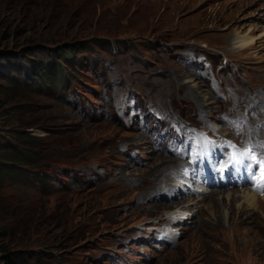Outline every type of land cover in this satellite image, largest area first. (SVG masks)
<instances>
[{
    "label": "rangeland",
    "instance_id": "374dc122",
    "mask_svg": "<svg viewBox=\"0 0 264 264\" xmlns=\"http://www.w3.org/2000/svg\"><path fill=\"white\" fill-rule=\"evenodd\" d=\"M231 148L264 0H0V264H264V190L198 182Z\"/></svg>",
    "mask_w": 264,
    "mask_h": 264
},
{
    "label": "bare ground",
    "instance_id": "6f19581e",
    "mask_svg": "<svg viewBox=\"0 0 264 264\" xmlns=\"http://www.w3.org/2000/svg\"><path fill=\"white\" fill-rule=\"evenodd\" d=\"M243 37H240V36H236V38H235V40H237L239 43H240V47L241 48H243V47H245L247 44H249L250 42H252V38L251 37H248V36H244V35H242ZM232 206H233V203L231 204ZM242 208V207H241ZM262 208H264V206L262 207ZM229 209V208H228ZM248 210V209H247ZM245 212V211H244ZM242 213L243 215L245 214V213ZM237 214V213H236ZM238 215V214H237ZM246 216V215H245Z\"/></svg>",
    "mask_w": 264,
    "mask_h": 264
},
{
    "label": "trees",
    "instance_id": "16d2710c",
    "mask_svg": "<svg viewBox=\"0 0 264 264\" xmlns=\"http://www.w3.org/2000/svg\"><path fill=\"white\" fill-rule=\"evenodd\" d=\"M14 159H15V160H21V157L18 156V155H16Z\"/></svg>",
    "mask_w": 264,
    "mask_h": 264
}]
</instances>
